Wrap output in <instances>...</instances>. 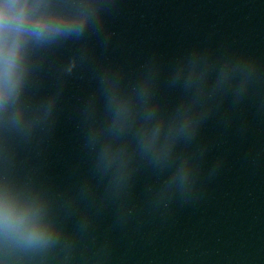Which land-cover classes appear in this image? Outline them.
<instances>
[{
	"label": "water",
	"instance_id": "obj_1",
	"mask_svg": "<svg viewBox=\"0 0 264 264\" xmlns=\"http://www.w3.org/2000/svg\"><path fill=\"white\" fill-rule=\"evenodd\" d=\"M30 2L84 19L25 38L0 109V198L53 230L42 251L0 239V264H264V0ZM185 116L166 160L144 152Z\"/></svg>",
	"mask_w": 264,
	"mask_h": 264
},
{
	"label": "clouds",
	"instance_id": "obj_2",
	"mask_svg": "<svg viewBox=\"0 0 264 264\" xmlns=\"http://www.w3.org/2000/svg\"><path fill=\"white\" fill-rule=\"evenodd\" d=\"M83 19L41 10L40 4L31 3L30 0H0V109L4 110L6 120L20 83L19 59L25 38L43 41L60 33L78 30ZM146 89L147 85L134 91L137 96H143ZM110 103L114 122L122 126L127 122L134 98L113 91ZM11 118L18 120L19 113H13ZM191 124L190 116L183 117L180 123L164 132V142L161 144L158 141L162 128L157 125L141 138L144 152L157 162L166 160L170 144L181 136H189ZM184 178V175L178 174V179ZM0 239L6 250L42 251L53 242V230L5 195L0 198Z\"/></svg>",
	"mask_w": 264,
	"mask_h": 264
}]
</instances>
